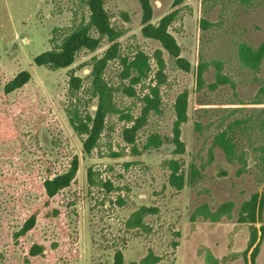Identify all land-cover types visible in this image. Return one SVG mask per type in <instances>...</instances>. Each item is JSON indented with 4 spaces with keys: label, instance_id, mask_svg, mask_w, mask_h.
Segmentation results:
<instances>
[{
    "label": "rangeland",
    "instance_id": "rangeland-1",
    "mask_svg": "<svg viewBox=\"0 0 264 264\" xmlns=\"http://www.w3.org/2000/svg\"><path fill=\"white\" fill-rule=\"evenodd\" d=\"M176 2L150 0L151 22L175 13L168 30L188 71L157 40L142 35L138 0H104L119 33V57L102 73L117 111L106 115L97 146L86 154L66 111L68 80L71 74L81 78L79 109L93 114L92 64L111 43L105 37L95 50H80L68 67L36 65L34 57L50 49L55 34L87 19L85 0H0V95L19 71L30 74L26 84L0 98V264H113L117 250L124 264H264V171L251 153L246 170L238 172L240 165L214 143L222 126L233 120L249 124L264 108V95L258 94L264 59L251 69L238 56L242 41L255 47L264 40V1ZM200 18L211 25L202 29ZM137 56L143 70L133 82L122 62ZM199 59L221 60L234 86L195 91ZM213 72L210 65L206 82ZM154 86L158 109L147 113L129 144L122 135L131 125L127 117L140 115ZM182 91L188 94L187 118L179 126L183 151L176 153L173 103ZM151 134L162 143L146 146ZM74 155L75 179L48 200L37 184L48 171H65ZM173 160L184 178L181 189L170 182ZM254 197L251 221L245 208ZM35 207V228L15 238ZM206 208L224 211L212 219ZM33 242L44 246L43 253L28 254Z\"/></svg>",
    "mask_w": 264,
    "mask_h": 264
},
{
    "label": "trees",
    "instance_id": "trees-1",
    "mask_svg": "<svg viewBox=\"0 0 264 264\" xmlns=\"http://www.w3.org/2000/svg\"><path fill=\"white\" fill-rule=\"evenodd\" d=\"M178 1L179 0H177V2ZM237 1L242 4H254L261 0ZM138 2L142 11V35L157 40L168 52L169 56L174 59L176 65L184 71H188L189 62L180 56L179 46L168 30L175 13H168L162 16L156 23H152V6L150 0H138ZM85 3L88 9L87 19H81L78 23L69 28L68 32L62 36H60V34L59 36L55 34L50 40L52 43L50 49L36 55L34 57V62L36 65L46 66L51 69L64 68L74 62L75 56L80 50H95L99 46L101 40L105 37L111 43L103 56L96 59L95 63L92 64L91 84L93 87V94L97 96L96 108L93 114L89 112H80L78 105L80 98H78L77 95L81 88V78L71 74L68 80L69 104L66 108L67 115L74 130L82 137L81 142L84 152L89 154L97 146L105 124L106 115L117 111L111 100L112 89L104 81L102 73L109 60L119 57L117 51L118 45L116 42L119 33L111 24L110 16L104 7V0H85ZM199 25L202 29H205L211 25V22L205 18H200ZM238 56L239 60L242 61L244 65L251 67V69H257L260 61L264 59V40L255 47L242 41L238 44ZM140 62L138 56L135 57L132 62H122L123 68L126 71V76H130V79H132L133 82H137L139 75L142 73L143 68L141 67ZM210 65H212L214 69L213 80L206 82L205 73L208 71ZM223 68L224 63L221 60L215 59L207 61L199 59L194 72V90L199 91L205 85L211 90L226 83H230L234 86L233 80L223 72ZM130 69H133L135 73H132ZM29 79L30 74L28 71H19L5 82L0 98L1 96L6 97L9 93L19 89L26 84ZM157 88V86H154L151 89V94H147L143 98L145 105L139 116L127 117V120L131 122V125L124 127L122 130V135L127 143H134V135L145 123L147 113L151 109H158L159 97ZM258 94L264 95V81L258 89ZM187 97V92L182 91L177 94L173 103L176 121L172 143L176 148V153H181L183 151V144L179 138V126L187 118ZM243 141H245L244 146L242 144ZM161 143L162 141L159 136L151 134L147 138L146 146H158ZM214 143L223 149L228 161H235L240 165L238 172L246 170V154L248 155L251 153L254 155L257 165H259L264 171V108L258 111L256 118L249 124L245 123L243 125L240 124V122L233 120L222 126L220 132L214 137ZM172 164L170 182L176 189H181L183 187L184 178L182 173H178V161L173 160ZM77 167L78 158L74 155L65 171L55 174H51L50 171H48L41 182L37 184V189L42 190L48 200L51 199L56 194L58 195L62 189L70 186L71 182L75 179ZM87 175L88 180L92 183L90 169L88 170ZM263 199L264 198L260 200V204L263 202ZM255 204L256 199L254 197L249 201V204H247L245 208L251 221L254 219ZM223 211L224 210L220 209L217 212H211L207 210V208L205 209L207 215L212 219H215L218 215L222 214ZM38 213V208L35 207L27 214L22 220L18 230L14 232L15 238L25 236L35 228L39 216ZM255 240L256 236L253 235L250 239V244L252 245ZM43 251L44 246L37 242H33L28 246L29 255L35 256L43 253ZM150 262L153 261L149 259V263ZM113 264H124L121 251L117 250L114 253Z\"/></svg>",
    "mask_w": 264,
    "mask_h": 264
}]
</instances>
